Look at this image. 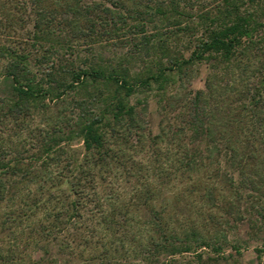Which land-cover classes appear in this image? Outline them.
Instances as JSON below:
<instances>
[{
	"label": "trees",
	"instance_id": "obj_1",
	"mask_svg": "<svg viewBox=\"0 0 264 264\" xmlns=\"http://www.w3.org/2000/svg\"><path fill=\"white\" fill-rule=\"evenodd\" d=\"M196 63L203 86L188 90ZM0 76L13 91L0 97V264L87 245L71 230L89 202L113 236L119 212L141 222L91 246L100 264L117 240L141 264H240L244 241L222 227L240 221L264 264V0H0ZM153 84L166 98L155 134L147 99L131 100ZM117 175L127 203L104 182Z\"/></svg>",
	"mask_w": 264,
	"mask_h": 264
},
{
	"label": "rangeland",
	"instance_id": "obj_2",
	"mask_svg": "<svg viewBox=\"0 0 264 264\" xmlns=\"http://www.w3.org/2000/svg\"><path fill=\"white\" fill-rule=\"evenodd\" d=\"M192 71L193 73L191 74L190 78L185 77L186 82L184 84V87H186L188 90L192 89V90H196L199 89L203 86V80L207 71V66L201 63H196L193 67H192ZM176 80V75H172L170 77V81L169 83H166V87L164 89H166V93H168V91L170 93L171 92V88L172 86H170L172 84V82H174ZM170 86V87H169ZM154 89L151 91L145 90V91H139L137 93H135V95H133L131 97V100L133 103H138V101H142L144 99H147V104H146V120H148L149 122V128L151 130V132L153 134H155L157 132L158 129V123L161 119V115H162V109L164 107V89L158 91L156 88V85L153 84ZM13 94L12 91V81L9 77L6 76H0V97H11ZM148 97V98H147ZM168 97V96H166ZM145 102H143L144 104ZM145 105V104H144ZM41 117L40 115H36V113L33 115V117L30 119V127L33 130H37L39 127L42 126V122H41ZM12 124H9L5 129L10 130ZM2 128L6 127L4 125H1ZM4 129V128H3ZM6 130H4L5 132ZM5 135H9V132H5ZM4 136V135H3ZM28 136V132L23 131L19 137H14V141H19L23 138H27ZM134 142L136 141L133 140ZM79 146V143H74L72 145V148H77ZM162 148L164 147V144H161ZM164 151V150H163ZM66 154H70L71 151H66ZM65 153L62 154V162L63 164H65L67 162L66 160V155ZM147 153H144L142 151V153H139L138 155H136V157H146L147 158ZM81 157V155H80ZM139 160V159H136ZM164 163H166V160H164ZM146 165V169L148 167V169H151L152 165ZM68 167V166H66ZM53 171V170H52ZM58 174H60V172H58V169H54L53 174H51V177H53V175H56V181H58ZM125 177H127L126 175H124ZM118 178V180H114L111 179L110 177H108L104 182H108L110 183L111 187H109L110 189H115L116 194L121 195V197L119 198V202L121 203V201L126 202L129 201V197H131L132 193V185L129 182V180H124L122 179L119 175L116 176ZM113 178H115V176H113ZM120 178V179H119ZM127 179V178H125ZM55 182V180H54ZM113 183V184H112ZM30 185V184H29ZM32 191H35V189L37 188V186L35 184H31L29 186ZM108 188V190H109ZM97 190H102L103 188L100 187L99 185L96 186ZM85 193H89V196H92V191H86ZM168 192H166L167 194ZM104 195V193L102 194ZM87 198V197H86ZM90 199V197H89ZM103 199V197H102ZM104 202V201H103ZM103 202H99L100 204H102ZM3 205V204H1ZM103 207H105V204H103ZM98 205L97 206H93L92 202H89L85 209H83L84 211V215L85 218H83L84 220H80L77 224L73 225L72 230H71V234H73L72 236H74V234H76L75 236H81L83 238H87L88 239V244H79L78 242L72 240L71 241V237L70 238H66V236L62 237L64 238V242H68V240L70 239L71 241V246L72 247H66V252H59L57 253L55 251V248L52 247V254L56 257V262L57 264H100L98 261H94L91 259V256H93L94 251H92V245L96 244H101L102 242L108 243V240H110L111 237L115 238L118 236H123L124 231H126V229H128V227L131 228V231L134 230H138L141 226V222H139L137 219H130L131 213L129 214H125V210H123L122 212H119L118 214V218L120 219V230L117 234H115L114 236L111 234H108L107 232H105V225L103 223H100L99 220H101L102 215H101V211L97 210ZM3 209H5V207H0V211H3ZM125 209V208H123ZM132 210V208H131ZM130 215V216H129ZM126 217H129V221L127 223H125V220L127 219ZM137 221L139 223H137ZM125 223V224H124ZM25 225V224H24ZM247 222L245 221H240V222H235L232 226H222L223 228H226L227 231L224 233H227V239H229L230 241H234V240H238L240 239L241 241H244V245L242 246V248L240 249V255H239V260H240V264H261V261L258 259L257 254L255 252V246L260 244V241L258 240H253L248 236V233L250 232V229L247 227ZM70 234V235H71ZM140 235V233L138 234ZM66 240V241H65ZM96 241V242H95ZM99 241V242H97ZM114 241V240H113ZM120 241H114L112 243V247H111V252L109 257H107V260L105 259L106 263L108 264H141L139 262V257H137L135 254H123L122 250H121V246H120ZM228 242V243H229ZM64 246V245H62ZM117 247V249H116ZM225 255H232L235 257L238 256V254L235 252L234 249H232L229 245H225ZM28 252H30V256L31 259L33 260H37L39 257L44 256L42 251L39 248L36 247H29L28 248ZM56 252V253H55ZM186 257H191L190 255L186 254L184 255ZM109 259V260H108ZM176 259L179 260L180 264H185L186 261H184V259L182 260L180 256H176ZM209 263V262H208ZM103 264V263H102ZM191 264H195L194 262Z\"/></svg>",
	"mask_w": 264,
	"mask_h": 264
}]
</instances>
